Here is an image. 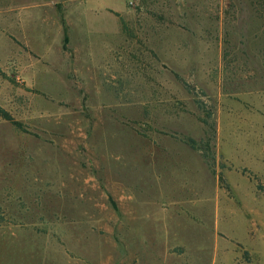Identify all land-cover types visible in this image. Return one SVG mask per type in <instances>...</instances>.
I'll return each mask as SVG.
<instances>
[{"label": "rangeland", "instance_id": "obj_1", "mask_svg": "<svg viewBox=\"0 0 264 264\" xmlns=\"http://www.w3.org/2000/svg\"><path fill=\"white\" fill-rule=\"evenodd\" d=\"M0 109V264H264L245 0H0Z\"/></svg>", "mask_w": 264, "mask_h": 264}, {"label": "trees", "instance_id": "obj_2", "mask_svg": "<svg viewBox=\"0 0 264 264\" xmlns=\"http://www.w3.org/2000/svg\"><path fill=\"white\" fill-rule=\"evenodd\" d=\"M245 2L255 16H257L259 19H264V0H245ZM63 42L64 44L67 42V35L65 31L63 36ZM0 116L5 120L10 121V117H8L5 112L1 111V109ZM204 156L207 157L208 155Z\"/></svg>", "mask_w": 264, "mask_h": 264}]
</instances>
